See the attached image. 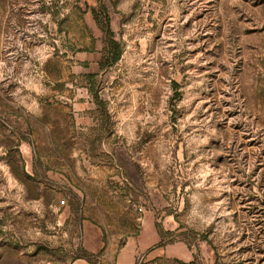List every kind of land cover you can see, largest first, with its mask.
Here are the masks:
<instances>
[{"label":"rangeland","instance_id":"374dc122","mask_svg":"<svg viewBox=\"0 0 264 264\" xmlns=\"http://www.w3.org/2000/svg\"><path fill=\"white\" fill-rule=\"evenodd\" d=\"M261 198L264 0H0V264H121L84 221L144 211L123 264H264Z\"/></svg>","mask_w":264,"mask_h":264},{"label":"crops","instance_id":"0c3cea01","mask_svg":"<svg viewBox=\"0 0 264 264\" xmlns=\"http://www.w3.org/2000/svg\"><path fill=\"white\" fill-rule=\"evenodd\" d=\"M139 219L141 223V230L136 234L133 230H124L123 228H118L117 233L106 235L107 240L105 241V231L103 229L90 221H84L83 231L81 232L82 238V248L83 250L96 253L100 251L103 246L106 245H115L120 240H122V247L119 250V254L117 256V261H125L131 255V253L137 248L141 251L147 249V245L153 244L155 242L161 241V237L157 235L154 231V222L151 214L149 212L144 211L143 213H139ZM127 221L134 222L136 220L135 210L132 209L131 212H127ZM119 221V217L117 218ZM123 218H121L120 223H122ZM129 226H127L128 228ZM159 251V252H158ZM156 252L157 255H162L163 247H159Z\"/></svg>","mask_w":264,"mask_h":264},{"label":"trees","instance_id":"16d2710c","mask_svg":"<svg viewBox=\"0 0 264 264\" xmlns=\"http://www.w3.org/2000/svg\"><path fill=\"white\" fill-rule=\"evenodd\" d=\"M118 56H119V54H118V52L114 55V57H113V61H116L117 59H118ZM159 233H160V231H159ZM161 234V233H160ZM84 257H87V258H89V255L88 254H84Z\"/></svg>","mask_w":264,"mask_h":264},{"label":"water","instance_id":"95a60500","mask_svg":"<svg viewBox=\"0 0 264 264\" xmlns=\"http://www.w3.org/2000/svg\"><path fill=\"white\" fill-rule=\"evenodd\" d=\"M261 202L264 203V198H261ZM261 210L264 213V208H261Z\"/></svg>","mask_w":264,"mask_h":264},{"label":"built area","instance_id":"2783aa9c","mask_svg":"<svg viewBox=\"0 0 264 264\" xmlns=\"http://www.w3.org/2000/svg\"><path fill=\"white\" fill-rule=\"evenodd\" d=\"M138 210H139V211H141V209H140V208H138ZM137 258H138V257H137Z\"/></svg>","mask_w":264,"mask_h":264}]
</instances>
